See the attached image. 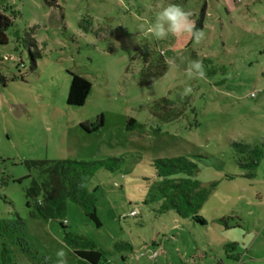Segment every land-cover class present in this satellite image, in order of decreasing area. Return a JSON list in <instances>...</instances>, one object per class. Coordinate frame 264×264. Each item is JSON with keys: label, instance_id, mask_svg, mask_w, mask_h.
<instances>
[{"label": "rangeland", "instance_id": "rangeland-1", "mask_svg": "<svg viewBox=\"0 0 264 264\" xmlns=\"http://www.w3.org/2000/svg\"><path fill=\"white\" fill-rule=\"evenodd\" d=\"M169 2L0 0L11 19L0 44V264H76L63 219L106 264H264V0H171L192 12L199 42L152 35ZM195 61L203 78L187 74ZM70 72L91 82L79 106L66 102ZM177 155L208 190L204 225L150 198V161ZM109 157L121 162L88 182L99 226L71 201L56 218L26 205L48 166Z\"/></svg>", "mask_w": 264, "mask_h": 264}, {"label": "trees", "instance_id": "trees-1", "mask_svg": "<svg viewBox=\"0 0 264 264\" xmlns=\"http://www.w3.org/2000/svg\"><path fill=\"white\" fill-rule=\"evenodd\" d=\"M10 26L11 19L0 11V44L7 43V30ZM70 75L66 102L74 106L82 105L91 82L79 73L70 72ZM128 121L133 122L134 119L130 118ZM120 162L121 158L116 157L90 161H58L45 168L47 176L44 181L39 183L33 180V184L26 189V205L42 217L56 218L62 216L66 201H71L80 205L84 215L99 226L101 221L97 215L96 197L93 190L89 189L88 182L97 168L104 166L113 169ZM150 164L154 173L151 188L155 192L150 194V198H160L157 210H171L181 218H191L204 225L205 218L198 213V209L207 197L208 190L201 187L195 178L196 164L184 155L154 158ZM144 202L148 204L149 199H144ZM125 215L130 216L128 212ZM59 224L63 232L62 239L74 253L76 264H106L103 249L93 239L69 230L63 221H59ZM123 247L129 249L128 244ZM216 264L222 263L219 261Z\"/></svg>", "mask_w": 264, "mask_h": 264}, {"label": "clouds", "instance_id": "clouds-1", "mask_svg": "<svg viewBox=\"0 0 264 264\" xmlns=\"http://www.w3.org/2000/svg\"><path fill=\"white\" fill-rule=\"evenodd\" d=\"M192 15L191 11L185 10L180 4L170 0L158 11L149 30L157 39L166 38L169 34L175 37L189 35L199 42L204 38V33L196 30L195 23L191 19ZM187 74L190 78L194 76L203 78L205 76L203 64L199 61L193 62L189 66ZM190 91L191 89H185L186 93ZM57 255L63 257L64 252H58Z\"/></svg>", "mask_w": 264, "mask_h": 264}, {"label": "built area", "instance_id": "built-area-1", "mask_svg": "<svg viewBox=\"0 0 264 264\" xmlns=\"http://www.w3.org/2000/svg\"><path fill=\"white\" fill-rule=\"evenodd\" d=\"M137 213H138V208L134 207L128 212V215L135 216ZM62 221L66 222V219H63ZM148 255H149V257L152 258L154 256V251H150V253Z\"/></svg>", "mask_w": 264, "mask_h": 264}]
</instances>
